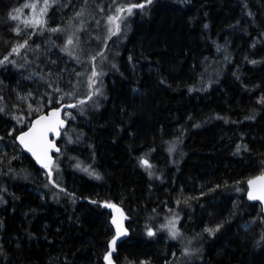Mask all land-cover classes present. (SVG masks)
<instances>
[{
	"label": "trees",
	"instance_id": "16d2710c",
	"mask_svg": "<svg viewBox=\"0 0 264 264\" xmlns=\"http://www.w3.org/2000/svg\"><path fill=\"white\" fill-rule=\"evenodd\" d=\"M30 2L0 0V264H264L245 197L264 168V0H47L39 25ZM61 104L41 170L16 138Z\"/></svg>",
	"mask_w": 264,
	"mask_h": 264
},
{
	"label": "water",
	"instance_id": "95a60500",
	"mask_svg": "<svg viewBox=\"0 0 264 264\" xmlns=\"http://www.w3.org/2000/svg\"><path fill=\"white\" fill-rule=\"evenodd\" d=\"M69 106L67 104H61L56 108H52L48 110L46 113H42L39 116L32 119L30 125L26 128L25 131L20 133L16 138V143L19 148L25 152V154L32 159V161L38 166L39 169L45 170L48 169L54 162V156L59 154L60 149L55 142L56 139L60 136L62 130H64L68 125V120L64 118V114L68 110ZM58 112V117H53L52 113ZM42 116L49 117L52 124L55 125L53 130L44 131V128L49 124V121H42L40 125L36 124V121L39 120ZM57 121H63L62 124L57 123ZM35 129V139L33 137H26V141L29 143V146L33 148L36 152V155L33 154V151H29L24 144L21 143L20 137L25 133L31 132ZM46 149V151H45ZM39 156V159L37 158ZM45 165H47L45 167ZM264 176V168L263 170L251 177L246 181V192L245 197L246 200L250 203H256L260 206L261 212L264 215V200L262 199H250L249 193H253L254 195L260 196L264 195V192L261 191L260 185L257 184L255 187L249 185L248 181L256 180L257 178ZM113 219H112V227H113V238L112 241L115 240V245L112 244V247L117 246L122 240L126 238L127 228L125 226V216L123 210L119 205H114L111 207ZM118 221L120 225V234L118 235L117 224L113 223V221ZM105 264H115L112 260L111 254H108L105 257Z\"/></svg>",
	"mask_w": 264,
	"mask_h": 264
},
{
	"label": "snow or ice",
	"instance_id": "6c2138e0",
	"mask_svg": "<svg viewBox=\"0 0 264 264\" xmlns=\"http://www.w3.org/2000/svg\"><path fill=\"white\" fill-rule=\"evenodd\" d=\"M148 3H151V0H147ZM26 7H28L29 5H25ZM145 5L144 4H133L130 8L127 9L129 15H131L132 13V8H136V7H139V8H143ZM31 7H35V5H31ZM13 19H16L17 17L13 16L12 17ZM119 17H117L118 19ZM112 22V18H110V23ZM117 28H119V25H117ZM53 31H56L55 29ZM72 41L69 40V44H71ZM15 51V49H14ZM69 107L73 106V105H68ZM52 116L53 117H58V112H53L52 113ZM42 121H49V124L44 128V131H50V130H53L55 125L51 123L50 121V118L49 117H44L42 116L39 120L36 121V124L37 125H40ZM57 123L59 124H62L63 121H57ZM35 129H33L31 132L29 133H25L24 135H22L20 137V141L22 144L25 145V147L28 148L29 151H33V154L36 155V152L33 150L32 147L29 146V143L26 141V137H33L35 139ZM46 151V149H45ZM39 159V156L37 157ZM47 165H45L46 167ZM249 185L255 187L257 184L260 185V189L262 192H264V176H261L259 178H257L256 180H250L248 181ZM249 198L250 199H262L264 200V195H260V196H257V195H254L253 193H249ZM109 207H114L112 205H108ZM113 223L117 224V230H118V235L120 234V225L118 223V221L114 220ZM153 233L151 231H149V235H152ZM112 244L115 245V240L112 241Z\"/></svg>",
	"mask_w": 264,
	"mask_h": 264
},
{
	"label": "rangeland",
	"instance_id": "374dc122",
	"mask_svg": "<svg viewBox=\"0 0 264 264\" xmlns=\"http://www.w3.org/2000/svg\"><path fill=\"white\" fill-rule=\"evenodd\" d=\"M46 1L47 0H31V2L28 4L29 14L27 15V22H30L31 24L33 23V25H39L41 23L42 13L45 8L44 6L46 4ZM31 5H35V7H31ZM93 86H95V89H94L95 96H99L100 90H99L97 83L95 82ZM64 118L67 120H71L73 118V114L70 112V110L66 111V113L64 114ZM176 224H177V220L174 218L169 223V227L172 230L171 235L173 238H176L179 236L178 229L174 227L176 226Z\"/></svg>",
	"mask_w": 264,
	"mask_h": 264
}]
</instances>
